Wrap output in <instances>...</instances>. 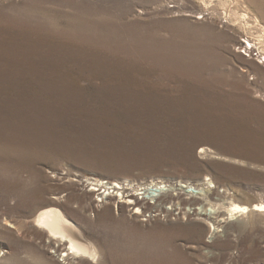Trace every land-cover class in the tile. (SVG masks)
Here are the masks:
<instances>
[{"label": "rangeland", "instance_id": "rangeland-1", "mask_svg": "<svg viewBox=\"0 0 264 264\" xmlns=\"http://www.w3.org/2000/svg\"><path fill=\"white\" fill-rule=\"evenodd\" d=\"M246 39L264 56V0H0V264H264V63ZM96 178L229 197L147 194L134 213ZM234 203L251 211L221 221ZM55 207L96 259L34 223Z\"/></svg>", "mask_w": 264, "mask_h": 264}, {"label": "bare ground", "instance_id": "bare-ground-1", "mask_svg": "<svg viewBox=\"0 0 264 264\" xmlns=\"http://www.w3.org/2000/svg\"><path fill=\"white\" fill-rule=\"evenodd\" d=\"M246 40V42L243 41L244 46H240L241 48L245 47L244 52L253 51L254 48L258 49L259 52L262 51V48L260 46H257L255 43H252L248 39ZM259 58L260 61L264 63L262 57ZM155 181L156 180H153V182H150L149 184H146L144 186L135 187L136 185L129 180H126L124 182H111L109 180L96 178L94 182H88V184H93V186L91 185L92 187H90V190L100 192L99 196H101L102 201L108 202V200L113 199L114 197H118V202L127 203L128 205L133 206V209H138V211H135L134 213H143L146 209H148V207L153 205L149 201L147 194H149L152 199H155V206L160 207H164L167 204H171L173 206L178 205L191 207L200 205L204 207L205 205H207V203H205V199L209 200L210 202H218L229 197L228 192L226 193V195L216 192L215 189H213L210 185L213 183V181L211 180H209V182L205 181L202 183L203 188L201 189L203 190L206 188V192L204 193V195H187L185 188L188 187V184L184 183L182 180L177 181L173 185L167 184L163 181ZM207 185L208 187H205ZM55 204L61 206L60 204H58V202H55ZM212 208L216 210L214 204L212 205ZM252 208L253 210L263 212L264 202L256 203L252 206ZM194 209L196 211L197 207H194ZM235 211L249 212L251 211V209L248 205H240L238 203H234L231 211L229 212V215L223 216L221 218V221L225 220V218L229 219ZM200 214L207 215V213L205 212H200ZM34 223L47 228L51 235H53V237H61L62 239L68 240L70 244L68 249L70 250V253L75 254V256L96 259L99 252L97 246L94 244L88 245L84 243L83 241L77 239L79 236L69 235V232L72 231V224L69 218L60 208L55 207L42 210L38 215L34 217ZM213 230L214 233H218L221 228L220 226H216L213 224ZM2 255H5V252L2 254V250L0 249V257ZM66 255H68V253H65V256Z\"/></svg>", "mask_w": 264, "mask_h": 264}, {"label": "built area", "instance_id": "built-area-1", "mask_svg": "<svg viewBox=\"0 0 264 264\" xmlns=\"http://www.w3.org/2000/svg\"><path fill=\"white\" fill-rule=\"evenodd\" d=\"M244 52V51H243ZM246 53L248 56H250L251 54H254V56L262 57V59L264 60V56L262 55L261 52H259L258 50H253V51H249V52H244Z\"/></svg>", "mask_w": 264, "mask_h": 264}]
</instances>
